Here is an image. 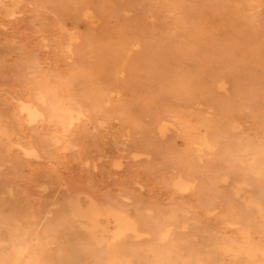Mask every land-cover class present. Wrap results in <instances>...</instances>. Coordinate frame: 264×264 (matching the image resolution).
<instances>
[{
    "label": "rangeland",
    "instance_id": "1",
    "mask_svg": "<svg viewBox=\"0 0 264 264\" xmlns=\"http://www.w3.org/2000/svg\"><path fill=\"white\" fill-rule=\"evenodd\" d=\"M142 1L0 0V257L15 255L18 241L26 237L22 229L30 219H34L36 234L47 241L40 252L48 258L55 255L62 225L58 218H52L46 231L47 215L42 211L63 197L68 186L73 191L110 197L127 195L131 197L129 201L163 211H169L174 203L181 201L195 204L192 195L173 194L164 181L166 169L162 163H170L186 148L184 132L172 126L160 138L159 158L165 156L162 163L151 165L144 160V155L133 158L132 152L139 149L135 142L146 133L145 127L153 122L155 115L168 120L179 118L181 122L183 119L190 128L200 125L201 119L215 117L217 105L204 99L199 90L188 98L187 88L207 75L202 70L206 66L224 64L226 59L220 47H202L191 38L192 46L183 43L180 37L162 39L161 35L170 36L166 31L170 24L155 28L145 22L142 13L137 14ZM223 2L230 8L234 4L233 0ZM207 4L216 3L208 0ZM101 6L107 11L105 16L96 15ZM84 9L95 14V20L83 15ZM259 11L262 14L258 22L263 30L264 7ZM223 20L222 16L219 27H223ZM70 35L78 38L74 46H69ZM140 35L150 49L134 63L135 53L128 52L124 57L116 49L125 38ZM259 38L264 41V36ZM91 41L90 46L85 45ZM120 54L119 61L126 71L113 75L112 81L111 77L101 76V66L109 67ZM29 57L39 59V69L27 60ZM188 57H194L195 62ZM146 59L164 64L182 62L158 78L155 70L145 66ZM134 65L137 66L132 69ZM182 70L188 80L184 86L187 92L179 95L173 81H177V73ZM39 71L50 74L57 99L82 102L88 109L84 110L86 119L68 126L58 112L46 121H27L19 112L18 104L33 84L41 83ZM259 73V67L255 66L246 73L243 84H250L251 76ZM228 86V91L219 97L231 95L232 89ZM99 95L110 97V102L104 101L102 108L96 109L93 105ZM238 96L240 107L235 115L224 119L225 125L233 120L239 132L253 140L264 138V78L250 84ZM104 114L109 115L112 124H117L115 130L125 134L122 150L98 144L100 131L91 122ZM147 133L158 137L153 130ZM25 147H35L39 155L25 154ZM115 161L122 163L117 167ZM13 222L17 228H13ZM207 223L211 230L220 227L215 218H209ZM220 230L237 235L235 227Z\"/></svg>",
    "mask_w": 264,
    "mask_h": 264
},
{
    "label": "bare ground",
    "instance_id": "2",
    "mask_svg": "<svg viewBox=\"0 0 264 264\" xmlns=\"http://www.w3.org/2000/svg\"><path fill=\"white\" fill-rule=\"evenodd\" d=\"M213 1L216 4H207L208 0H143L137 11L155 28L170 24L166 30L170 36L161 35L162 39L180 37L183 43L192 46L191 38L202 47L211 45L223 49L225 63L202 69L207 75L187 88L186 95L191 98L199 90L204 99L217 105V115L201 119V124L195 128H190L182 118L181 122L179 118L168 120L155 115L153 122L145 127L146 133L135 142L139 149L132 152L133 158L144 155V160L151 165L162 163L165 156L159 158L160 138L172 126L184 132L186 148L170 163H162L166 169L164 181L173 194L192 195L195 204L181 201L174 203L169 211H163L129 201L131 197L127 195L110 197L73 191L68 186L63 197L42 211L47 215L46 231L52 218H58L62 225L55 255L48 258L40 252L47 241L36 234L34 219H30L22 229L26 237L18 241V251L15 255L0 257V264H264V138L253 140L239 132L233 120L224 123V119L235 115L240 107L236 100L238 95L264 78V41L259 38L264 36V29L258 22L264 0H233L231 8L224 0ZM77 8L81 13V8ZM106 14L104 6L97 9V16ZM83 15L95 20V14L85 9ZM222 16L223 27H219ZM77 43L76 35H70L69 46ZM146 43L142 35L128 37L116 50L124 57L128 52L135 53V63L150 49ZM121 54L109 67L101 66V76L111 77L112 81L113 75L116 77L126 71L119 61ZM187 59L195 62L194 57ZM27 60L39 69L41 63L37 57ZM181 62L164 64L146 59L144 64L161 78L166 70L181 66ZM255 66L260 73L251 76L250 84H243L246 73ZM39 73L41 83L33 84L29 94L25 93L26 98L18 104L19 112L28 122L46 121L58 112L61 121L68 126L86 119L84 110L88 109L80 104L82 102L57 99L50 74ZM187 81L183 70L177 73V81H173L177 94H186ZM228 85L231 95L219 97L228 91ZM104 101L110 102V97L99 95L93 106L100 109ZM108 116H97L91 122L92 127L100 131L97 142L115 151L122 150L125 134L115 130L117 124H112ZM135 125L140 126L136 121ZM149 130L155 131L158 137L150 136ZM23 152L32 157L39 155L35 147H25ZM121 163L114 162L117 167ZM209 218L218 220L219 229L211 230L207 223ZM11 224L17 228V224ZM229 227H235L236 236L220 230Z\"/></svg>",
    "mask_w": 264,
    "mask_h": 264
}]
</instances>
